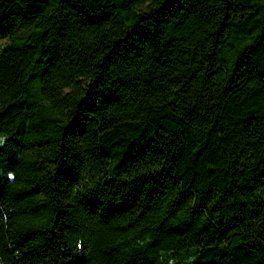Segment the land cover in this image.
Returning <instances> with one entry per match:
<instances>
[{
  "label": "trees",
  "instance_id": "16d2710c",
  "mask_svg": "<svg viewBox=\"0 0 264 264\" xmlns=\"http://www.w3.org/2000/svg\"><path fill=\"white\" fill-rule=\"evenodd\" d=\"M3 38L0 264H264V0H0Z\"/></svg>",
  "mask_w": 264,
  "mask_h": 264
},
{
  "label": "clouds",
  "instance_id": "9594fccd",
  "mask_svg": "<svg viewBox=\"0 0 264 264\" xmlns=\"http://www.w3.org/2000/svg\"><path fill=\"white\" fill-rule=\"evenodd\" d=\"M67 90H62L61 95H65ZM69 109L63 108L57 105L56 100L46 94H41L35 98L34 112L37 114V119H45L52 121H63L68 116ZM31 124V121L28 122ZM8 140L7 135H0V147H3ZM16 177L15 171L7 172V179L14 181ZM101 181V178L94 173L88 172L84 169L81 171L80 178L72 186V195L76 196L81 193H89L97 187V184ZM140 246H143L144 242H138ZM74 250L76 253L85 254L84 241L82 239L77 240L74 244ZM160 259L163 262L166 260V264H178V258L173 254L171 249L161 251ZM192 257L186 256L184 264H191Z\"/></svg>",
  "mask_w": 264,
  "mask_h": 264
},
{
  "label": "rangeland",
  "instance_id": "374dc122",
  "mask_svg": "<svg viewBox=\"0 0 264 264\" xmlns=\"http://www.w3.org/2000/svg\"><path fill=\"white\" fill-rule=\"evenodd\" d=\"M7 42H8V39H7V38L0 39V49H1L5 44H7Z\"/></svg>",
  "mask_w": 264,
  "mask_h": 264
}]
</instances>
